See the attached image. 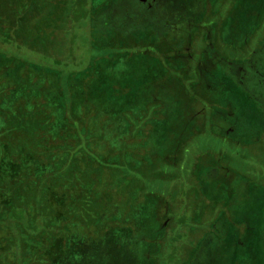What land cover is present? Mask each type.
<instances>
[{
  "label": "rangeland",
  "instance_id": "1",
  "mask_svg": "<svg viewBox=\"0 0 264 264\" xmlns=\"http://www.w3.org/2000/svg\"><path fill=\"white\" fill-rule=\"evenodd\" d=\"M223 1L212 0L211 3L221 7ZM51 2L53 1L18 0V10L7 11V16L0 19L2 24L13 28L21 23V30L25 33L29 30H44L45 35L33 39L22 32L18 41L9 39L0 46V54L13 56L18 63L24 65L23 77H14L12 82L6 77H0V108L13 112V108L21 102L26 108L33 102H44L43 106L53 116L52 127L45 137V142L52 145L49 162L55 170L65 169L64 172L68 175L70 172V181L66 184L61 183L53 188L50 183L45 182L43 176L52 169L50 163L46 162L47 148L42 141L36 142L34 132L23 130L22 127L15 128V138L8 142L10 150H0V189L13 193L17 186L21 187V197L18 200L20 207L8 206L5 217L0 218V224L6 223L5 225H9L7 227H11L14 218H9V215L14 208L15 214L22 213L20 211L26 207L32 210L34 208L41 220L45 221L49 215L42 214L53 207V214L57 216V225L51 230L59 232V235L50 241L45 234V227L40 232V238L33 244L37 249L31 254L36 255L27 257L30 264L37 258L40 260L39 264H143L144 259L139 254L145 246L142 243L148 242L150 250L155 247L157 243L153 232H156L155 226L161 217L171 218V232L183 229L189 234L193 218L201 223L202 219L210 221L218 217L215 231L203 237L187 264H264V195L256 197L257 195L251 196L247 192L242 193L241 197L239 195L243 191L244 182H237L229 200L233 202L230 203L231 210L226 206L229 217L225 218L221 213L218 214L221 204L216 199L217 196L225 198L228 193L220 190L215 195L211 186L200 190V187L192 185L195 178L191 168L196 164L198 149L191 145L190 152L184 156V150L181 154L177 145L181 144L180 139L184 141L188 132V136L192 134V129L203 128V123L200 122L202 106H196L200 122L196 125L197 120H192L185 112L187 108L183 102L184 96L179 92L173 93L164 85V69L170 61L160 62L151 55L149 47H143L142 55H137L130 54L137 52V47L131 51L127 47L119 50L113 46L109 49L105 43L104 46L101 45L100 40L98 44L102 46V50L96 48L94 35L100 36V39L105 38L107 42L115 40L125 44L127 40L133 46L138 45L139 41L141 45L150 42V47L172 39L174 49L175 43H183L184 33L191 34L189 30L194 29L191 37L202 39L196 26L201 21L205 0H115V6H108L107 1H103L95 4L96 7L93 6L91 21L81 8L73 6L71 2L73 10L67 13L66 20L73 24L68 29H65L67 26L64 27L63 23L58 27L54 15L44 14L53 8H48ZM224 14L219 16L217 13V19L225 16ZM75 15L77 21H74ZM262 16L264 0H240V3L232 7L225 21L228 26L225 30L231 31L226 33L225 38H231V41L234 40L231 44L239 45L257 27ZM217 19L216 22L221 25L222 21ZM175 34L180 35V41L174 38ZM191 41L192 38L190 43ZM35 49L42 50L33 51ZM209 53L210 50L203 52L199 63L201 69L213 66L208 64ZM92 63H95V73L88 76L90 71L86 74V69ZM0 64L12 67V63L2 55ZM220 64H217V75L210 81L211 86L208 89L204 85L200 87L207 91L206 94L215 87L220 105L228 104L231 116L235 111L233 122H237L238 129L243 128L244 135L254 141H250L253 147L248 148L249 159H239L248 152L245 149L241 148L240 153L231 150L232 157L228 156L231 160L229 166L219 167V174L231 176L233 172L230 168L237 172H257L260 166L264 174V145L261 148L264 141L255 139L258 135L254 134L262 118L257 114L250 118L246 112L243 118L241 113L245 107L254 109L257 104L264 108V40L262 47L253 52L249 61ZM25 67L29 68V78L25 76ZM201 76L208 81L211 77L206 74ZM252 100H255L254 106H251ZM239 109L242 111L239 112ZM225 113L220 109L213 111L211 122L215 131L220 129L221 119L226 118ZM232 130L233 128L229 129L226 134H231ZM80 135L82 137L79 140L77 136ZM244 135L242 140L246 138ZM208 141L209 146L212 145L211 150L204 153L209 154L210 158L215 155L223 165L227 164V156L213 152L222 141L216 138H208ZM77 146H84L86 154L76 151ZM170 150L174 153L170 154L172 159L180 162L175 167H166L164 173H170L173 168L177 177L173 180L157 179L156 168L159 172L163 171V159ZM259 159L261 164L258 163ZM106 162L115 164L114 167L119 164V169L106 171ZM73 168L86 169L88 180L80 178V171L79 174L72 173ZM258 173L259 171L253 174V179L257 181L261 180ZM7 177L11 179L4 180ZM96 179L99 180L92 185L94 188L90 187L91 182ZM74 181L80 182L78 187L73 186ZM251 183L256 182L252 180ZM159 196L165 199L158 206L157 220L155 207ZM2 200L0 197V201ZM81 200L80 205L78 202ZM183 214L185 223L182 224L178 219ZM84 216L88 219L97 217L101 227L91 229L90 235L84 227L78 230L76 220L79 221ZM131 217L134 218L130 230L135 235L134 241L127 232L125 238H120V228H112L106 232L113 225L112 221L123 220L126 224ZM204 224H200L194 234L197 231L203 232ZM76 226L78 231L75 230ZM115 226L119 224L115 223L113 227ZM169 233L168 239L175 237L174 233ZM13 236L14 234L8 237L12 238L13 245L18 244L20 239H13ZM177 244L178 252L189 255L181 248L184 241L178 239ZM54 246L59 250L50 256ZM47 249L50 260L43 255ZM8 250L10 249H6ZM1 255L0 253V257ZM166 255L169 256L168 253ZM159 264H168L167 258L160 260Z\"/></svg>",
  "mask_w": 264,
  "mask_h": 264
},
{
  "label": "trees",
  "instance_id": "2",
  "mask_svg": "<svg viewBox=\"0 0 264 264\" xmlns=\"http://www.w3.org/2000/svg\"><path fill=\"white\" fill-rule=\"evenodd\" d=\"M52 1L54 2L55 0H52ZM103 1L104 2L107 1L106 5L108 6L116 5L115 0H70L69 2H66V0H57L56 2L54 3L51 2V4L48 5V8L50 6H53V8L49 11L47 10V12H45L44 14L47 15V13H49L50 15H54L57 18V26L60 27L59 26L60 23L61 24L63 23L64 27L67 26V28L65 27V29H68L73 24V22H70V21L67 22L66 20L67 13L71 12V9H72L71 2L73 6L75 7L78 6L79 8H81L82 11L85 13V15H87L89 20L91 21L93 17V10H94L93 6L96 7L95 4H100ZM211 2L212 0H205L204 12L202 13L203 15H202L201 21H199L196 26L198 28V30L196 31L200 32V36H202V39L192 38V41L189 44L188 48L174 49L172 47L173 46L172 42H174L172 41V39H168V41H165V42L161 41L159 42L160 44L158 43L157 45L155 43L156 46L154 45L152 47H150V45H152V43L150 42H146L144 44L142 43L141 45L139 41L138 45L133 46L130 42H127V40H125V44H123L121 41L115 42V40L113 39H112L113 41L110 40L107 42L105 41L106 40L105 38L100 39V36L97 37L95 35H94V39L97 44L96 45L97 49H100L102 47L101 45L104 46V43L110 47L109 49H111L113 46H115V49H119V50H121L122 47H127L131 51L133 50L134 47H137L138 48L137 52H130V54L142 55V52H144L143 47H149L151 48L150 50L152 51L151 55H153L157 60H159L160 62H165L168 60L170 61L169 65H167V67H165L164 69V73H165L164 80L166 81L164 85L173 93L179 92L181 93V95L184 96L183 102L185 103L186 108H187L185 112L187 113V116L190 117L192 120H197V122H195L196 125H198L200 122L203 123L202 129H199L198 127L196 128V130L192 129V134H189L188 136V133H189L188 132L186 135V138H183L184 139L183 142L181 141V139L179 140L181 144L177 145L178 150L182 151L181 154L183 153V150H184V156H185L190 152L189 148L191 147V145H194L195 148L198 149L197 151L198 153L195 158L196 164L191 168V173L193 177L195 178V182L192 183V185L200 187V190L204 189L205 186H211L212 193L215 195L218 194L220 190H223L224 192L228 193V195H226L225 198H219L217 196V199H216V201L219 204H221L220 205L221 208L218 210V214L220 215L221 213V216H225V218L226 217L228 218L229 211L226 208L229 207V209L231 210L230 206L232 204L230 203H233V202L232 200L231 201L229 200L231 199L232 190L234 189V187L236 189L235 184L237 182L239 183L244 182L243 191L239 195L241 197H243V195H241L242 193H247V192H249L251 196H254V195H257L256 197L263 196L264 195V174H263V170L261 169V166L257 170V172L259 171L258 175L261 177L260 178L261 180L259 181H257L256 179H253L255 178L253 177V174H256L257 172H250L247 170L237 172V171H233V169L230 167L229 168L233 172L231 176L229 175L228 177H226V174H223V175L219 174V170H218L220 169L219 167L224 166L225 168H228L229 162L231 161L228 156L232 157V154L230 152L231 150L236 153H240L241 148L245 149L248 152L240 156L241 158L239 159L242 161H246L247 159H249V149L248 148H250V146L253 147V144L250 143V141H254V139H249L246 136L247 143L242 142L244 131H243V128L238 129L237 122H233L235 111L232 113L233 116H231L228 104L224 106L220 105V102H221L219 100L220 98H218L216 94L218 90H216L215 87L213 88L214 91H209V93L207 94H206L207 91H205L203 87H200V85H204L208 89V87L211 86L210 81L217 75L219 68L217 67L218 69L214 70V66H212L213 68L211 67L208 69H201L200 68L201 65L199 63L202 58L203 52L207 51L206 48L209 45L213 46V50L215 49L217 53L215 54L217 57V59L215 58V60L217 61L223 60L224 62H227V60L228 61H243V60L249 59L253 51L262 47V43L264 40V16H262L261 17L262 19L260 18V20L258 21L257 27L251 30L250 34H247L246 38L242 42H240L239 45L235 46L233 44H230L231 38L229 39L225 38L226 33L230 31V30H227V31L225 30L228 27L227 25H225V21L227 17L230 15L232 7L236 3L237 4L240 3V0H224L223 5H221V7H219L218 5L215 6ZM17 3H18V0H0V19L1 17L5 18L7 16L6 15L8 14L7 11L18 10L16 8ZM218 7H219V10H218ZM35 10L37 9L34 7V12H36ZM216 11L219 14V16L224 13H225L224 14L225 16L223 17L221 16L220 18L217 19L218 16H216L217 14ZM76 16L77 15L74 16V21L78 20ZM216 19L219 21L221 20L222 24L218 25V23L216 22ZM21 29H22L21 23L17 24V26L13 28L12 26H9L8 24H5V23L2 24V22H0V46H2L4 42L8 41L9 39L18 41V37L21 36L22 32H24V30H21ZM90 30H92L91 26H90ZM210 30H214V35L211 37L209 36ZM43 32L44 30L42 31L41 30H29L28 33L24 32V34H27L30 38L35 39V38H38L39 36L41 37V35H44ZM100 40L102 41L101 43L99 42ZM98 43H100L101 45ZM209 49H211V47ZM38 50L41 51L42 49L41 50L35 49L33 51H38ZM100 50H102V48ZM0 52H2L1 48H0ZM100 53H102V51H100ZM210 53L207 55L209 56L208 57L209 60H211V57H212L210 56ZM0 55L5 57L6 60H9L12 63V67L10 66L8 67L6 65L0 64V77L1 76L6 77L10 81L14 77L24 76V74L22 73L23 72L22 68L24 66L23 64L18 63L15 60V57L13 56L8 57L7 55L3 53ZM187 55H190V60L187 64L184 63V65H182L183 61H180L179 59H186ZM95 63H92L91 66H89V69H86V74L88 71H90L88 72V76H90L92 73H95V69H96ZM220 63L221 61L219 62V64ZM208 64H209V61H208ZM24 70H25L26 78L27 77L29 78V75H30L29 68L27 69V67H25ZM223 71L225 70L223 69ZM201 74L210 75L211 76L210 80L209 81L205 80V78L202 77ZM180 76H182L183 78H181ZM87 83L88 81H86V84ZM71 92L73 93L72 89H71ZM244 94L247 95V93H244ZM248 98L253 99L252 97H248ZM254 102L255 100L251 101V106H254L255 104ZM43 103L33 102V104H31L30 106H28V108H26L21 102V104L19 103L17 104L16 107L13 108V112H7L5 109L0 108V121L2 122V127L0 128V139H2L0 141V145L2 146H0V150H3V149L4 151L10 150L11 147L8 146V142H10L12 139L15 138L13 137V134H15V131H16L15 128L22 127L23 130L27 129V131L34 132L35 134L34 138L37 143L39 141H42L45 144L47 148L46 162L47 164L50 163L51 165V162H49L50 161L49 158H50V152H51L52 145H49L50 142L48 143L45 142L46 141L45 137H46V133L48 132V130L52 127L53 116L50 113V111L47 109V107L43 106ZM198 105L202 106L201 108L202 117H201L200 122L197 116ZM234 105L232 106L234 107ZM215 109H220L224 111V113L226 112L225 113L226 118L221 119L222 124H221L220 129L217 131H215L212 128L213 122H211L212 121L211 115ZM240 111L242 110L239 109V112ZM245 112L248 113L250 118H252L254 114H257L259 117L262 118L261 120H259L260 126L256 127L257 130L254 131V134L258 135V137L255 139L260 140V142L264 141V108L262 109L259 104H257V107H255L254 109H246L245 107L243 111L241 112L243 114V118H245ZM231 128H233L232 133L226 134L227 131ZM77 137L80 140L82 135L77 136ZM206 137H207V140H206ZM208 138L210 139L216 138L222 141L220 145H216L213 152L219 155L222 153V155L227 156L226 159L227 160L229 159L227 164L223 165L222 161L220 159L218 160V158L215 155H213L212 158H210L209 154L204 153V152L211 150L212 145L209 146L208 143L210 142L208 141ZM263 145L264 144L261 145V148L263 147ZM84 149H85L84 146H79L78 149H76V151H79L80 154L84 155L86 154ZM254 153L256 155H259L257 152H254ZM170 154H174V153H171V150H170L169 153L165 154L166 157L163 159V163L165 164V166L163 167V171L159 172V169L156 168V174H157L156 178L157 179L162 178L164 180H173L177 177L173 168H171L170 173L168 174L164 173V170L166 167H171V166L175 167L177 166V163L180 162V161L179 162L176 161L175 159H172ZM202 156L204 157L206 156L207 158L203 159ZM258 163L261 164L260 159ZM262 164H264V161H262ZM114 166L115 164L112 165L111 163L106 162L105 170L106 171L111 170V169L114 170L115 168L119 169L118 168L119 164H117L118 167H114ZM187 168L189 169V167ZM64 170L65 169H58V168H56L55 170L54 166H52V169L46 172V174L43 176V180L45 182L50 183L52 187L59 186L61 183L66 184L68 181H70V172L68 175L64 172ZM72 171H73L72 173H78L80 171V174L78 173L80 178L88 180L87 179L88 171H86V169L73 168ZM89 171L91 170L89 169ZM236 172L239 173L242 176V178L239 177V175ZM61 175H64V176H61ZM233 178H236V179H233ZM9 179L11 178L7 177L4 180H9ZM99 179L94 180L93 182H91V184L89 183L91 186L90 185L88 186L94 188L92 185L96 184L98 182L97 180ZM244 179L247 183L244 181ZM252 180L255 181L256 183L255 184L251 183ZM5 183L8 184V182H5ZM12 184L14 183L12 182ZM78 184H80V182L77 183L74 181L73 186L75 185V187H78ZM250 185H252L251 186L252 188L250 187ZM2 186L5 187L4 185ZM8 186H11V185L8 184ZM20 188L21 187L17 186V188L15 189V192L11 191L13 193H9L8 190L3 191L2 189H0V197L3 198V200L0 201V218L5 217V210L6 208H8V206L16 205L15 207H20L18 206L20 205L18 203V200L21 197ZM9 189L12 190V187H9ZM229 192L231 194H229ZM65 193H67V189H65ZM164 199L160 198L157 201V204L155 207V213H156L155 217L157 218V220L159 219L157 217V209H158L159 204L162 205L163 203L162 201ZM249 202H247V204H249ZM81 203H82V200L78 202V204L80 205ZM14 212H16L15 208L13 209V211L10 212L11 215H9V218L10 216H13L14 218L11 223V227H7L9 225H5L6 223L0 224V253L2 254L0 257V260L2 261V263L0 261V264H27V263L30 264V259L27 257L29 255L30 256L36 255V254H31V252H35V250L37 249L33 247L34 246L33 244H35L37 239L40 238V232L43 229H45V227H47V229H45V234L47 237H49L48 239L50 241L51 239H54L55 236L59 235V232H54V230H51L52 227L55 228V225H57L56 223L58 222L57 216L53 214L55 213L53 210V207L52 208L50 207L49 211L45 210V214H42L46 216L49 215L47 217V220L45 221L41 220V218L39 217L38 211L35 210L34 208L32 210L31 208L26 207V208H23L22 211H20L22 213L17 212L15 214ZM173 212L174 210L172 211V213ZM71 216L74 217L73 214H71ZM181 216L182 217H180L178 221L183 224L185 223L184 221L185 216L184 214ZM86 217L87 216H84V218L82 217L83 219L81 220L79 219V221L78 220L76 221L78 224V230L84 227L85 229H88L87 234L90 235L92 234L91 229L93 228L96 229V228L101 227L100 226L101 223H99V220L97 217L93 219H88ZM217 218L218 217H214L210 221L208 219L206 220L202 219L201 223L198 219L195 220L193 218V222L190 223L191 226L189 227V230H190L189 231L190 234H189L183 229H179L177 231L174 230L175 233L171 232L170 226L172 225L173 221L171 220L170 217L169 218L161 217L159 219L160 221L156 223V226H155L157 228L156 232L155 231L153 232L155 235V242L157 243L155 247L150 250L149 248L150 245L148 242H147L148 244L145 241L142 243V245L144 244L145 246L142 248V251L139 254L142 256V259H144L143 264H159L160 260L164 261L166 258L168 260V264H187V262L190 259H192L197 249V246L199 242L203 239V237L207 233L215 231L214 226H215V223H217ZM232 218L233 217H231V219ZM129 219H130V222L128 223L126 222L127 225L125 224V221L123 220H121L120 222H117V221L114 222L111 220L113 222V225H110L109 230L106 232H109L112 228L113 229L120 228L122 230V234H121L122 236H120V238L121 237L125 238V233L127 232L132 235L133 237L132 241H134V239H136L134 238L135 235L132 234L130 231L132 228L131 225L134 221V218L131 217ZM40 220L42 222H39ZM203 222L206 224V225L204 224L205 228L203 232L200 233L197 231L194 234L195 230L199 229V225L202 224ZM115 223L119 224V226H122V227H119V226L113 227ZM75 230H77V226L75 227ZM77 231L75 232L80 234ZM167 233H169L170 235L174 233L175 235L173 234V236L175 237L168 239ZM13 234H14L13 239H20L18 244L13 245L12 238L10 239L8 237V236H12ZM165 237L167 238L165 239ZM178 239L184 241V244L181 248L185 250L186 252H188L189 255L180 253L181 251L178 252V244H177ZM138 240H140V238ZM164 241H166L165 244H161V243H164ZM61 245L63 246V243H61ZM6 249H10V250L6 251ZM51 249L52 251L50 252V256H52V254H55V251L58 252L59 250V248H55V246L52 247ZM166 253H168L169 256H167ZM43 255H46L50 260L48 249L45 251V254ZM37 260H34L33 264H36V263L39 264L40 263L39 258H37Z\"/></svg>",
  "mask_w": 264,
  "mask_h": 264
},
{
  "label": "flooded vegetation",
  "instance_id": "3",
  "mask_svg": "<svg viewBox=\"0 0 264 264\" xmlns=\"http://www.w3.org/2000/svg\"><path fill=\"white\" fill-rule=\"evenodd\" d=\"M190 32H191V34H192V32L194 31V29L193 30H189ZM190 33L189 34H187V33H184V37H185V39H184V41H183V43L182 44H179V43H175V45H176V47H175V49H180V48H188V46H189V44H190V40H191V38H193V37H191L190 35H191ZM214 35V30H210L209 31V36L211 37V36H213ZM175 37L174 38H177V40L178 41H180V38H179V34H175L174 35ZM173 38V39H174ZM232 41H234V40H232ZM231 41V42H232ZM176 42V41H175ZM231 44V43H230ZM178 45H179V47H178ZM184 45V46H183ZM211 47V49H209L210 47ZM207 48H206V50H210V56H212L211 57V60H208L209 61V63H211V64H213V66H214V70H216V69H218L219 67L217 66V64H219V62L221 61V62H224L223 60H219V61H217V60H215V58L217 59V57H216V55L215 54H217L216 53V51H215V49L213 50V46L212 45H209ZM215 51V52H214ZM254 52V51H253ZM253 54V53H252ZM252 56V55H251ZM251 56H250V58L249 59H246V60H243V61H249L250 59H251ZM180 61H183V64L182 65H184V63H188L189 62V60H190V55H187V58L186 59H179ZM242 61V62H243ZM230 62H241V61H228L227 60V63H230ZM218 67V68H217ZM213 68V67H212ZM225 69V68H224ZM221 70H223V68L221 67ZM219 71V70H218ZM226 72V71H225ZM211 91H213V90H211ZM246 137V136H245ZM248 137V136H247ZM247 137H246V139L245 140H243L242 142H246L247 143ZM237 141H239V140H237Z\"/></svg>",
  "mask_w": 264,
  "mask_h": 264
}]
</instances>
